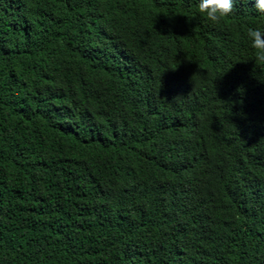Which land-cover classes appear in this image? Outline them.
<instances>
[{"label":"trees","instance_id":"obj_1","mask_svg":"<svg viewBox=\"0 0 264 264\" xmlns=\"http://www.w3.org/2000/svg\"><path fill=\"white\" fill-rule=\"evenodd\" d=\"M199 2L0 0V264H264V14Z\"/></svg>","mask_w":264,"mask_h":264},{"label":"clouds","instance_id":"obj_2","mask_svg":"<svg viewBox=\"0 0 264 264\" xmlns=\"http://www.w3.org/2000/svg\"><path fill=\"white\" fill-rule=\"evenodd\" d=\"M255 8L264 14V0H255ZM198 11L213 24H219L230 17L234 11V0H200ZM264 25V24H263ZM247 36L251 40L252 47L256 50L255 62L264 66V28L248 29ZM213 69L212 66H210ZM205 71H208L206 66Z\"/></svg>","mask_w":264,"mask_h":264}]
</instances>
